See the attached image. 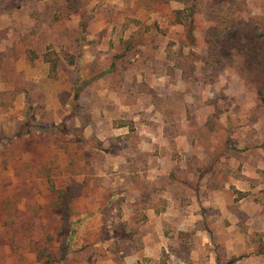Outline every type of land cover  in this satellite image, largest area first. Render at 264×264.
<instances>
[{"label":"rangeland","instance_id":"1","mask_svg":"<svg viewBox=\"0 0 264 264\" xmlns=\"http://www.w3.org/2000/svg\"><path fill=\"white\" fill-rule=\"evenodd\" d=\"M256 41L264 0H0V264H264Z\"/></svg>","mask_w":264,"mask_h":264},{"label":"trees","instance_id":"2","mask_svg":"<svg viewBox=\"0 0 264 264\" xmlns=\"http://www.w3.org/2000/svg\"><path fill=\"white\" fill-rule=\"evenodd\" d=\"M258 41H256L257 43ZM260 45V47H259ZM258 48H259V57L257 59L258 63L261 64V71L258 72L259 76H260V79H261V83L263 84L262 86L264 87V41L262 42H258ZM257 54V56H258ZM44 58H45V61L49 63V67H50V70L52 72L55 71L57 65L59 64L60 60L54 56L51 55V52H45L44 53ZM47 257V258H46ZM52 255L49 254V253H46V248L43 247L41 250H39L37 252V258L38 259H42V258H45V262H48V261H51V258Z\"/></svg>","mask_w":264,"mask_h":264}]
</instances>
